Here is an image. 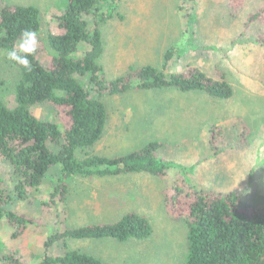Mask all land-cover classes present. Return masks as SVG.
<instances>
[{
  "label": "rangeland",
  "instance_id": "obj_1",
  "mask_svg": "<svg viewBox=\"0 0 264 264\" xmlns=\"http://www.w3.org/2000/svg\"><path fill=\"white\" fill-rule=\"evenodd\" d=\"M0 3L32 5L40 10L39 38L49 54L52 16L63 13L68 1ZM103 7L100 17L111 15L101 27L104 52L99 62L106 83L126 77L132 68L150 65L161 69L167 50L176 45L188 52L168 66V75L199 66L209 76L220 75L217 79L226 76L233 96L217 99L176 89L106 96L108 120L102 138L93 147L78 151L77 158L124 156L158 141L163 146L161 157L176 167L162 177L131 174L64 180L57 174L44 182L40 193H31V202L14 201L12 212L37 218L40 223L29 221L20 226L2 219L0 255L18 254L27 264H39L45 254L67 251L57 243L45 246L55 233L114 223L136 212L145 215L153 228L149 239L122 243L71 240L68 250L93 255L105 264H185L188 221L170 211L171 198L176 196L174 186L185 183L184 189L190 190L191 183L207 191L240 192L239 205L245 210L264 203V14L250 18L264 7V0H244L240 6H232L230 0H119ZM6 55L0 50V98L14 106L19 70ZM78 80L86 84L90 79ZM47 105L34 109L36 117L57 122L65 131L64 111L52 103ZM63 183L69 188L65 204L62 186L51 199L53 189ZM53 199L52 204L42 205Z\"/></svg>",
  "mask_w": 264,
  "mask_h": 264
},
{
  "label": "trees",
  "instance_id": "obj_2",
  "mask_svg": "<svg viewBox=\"0 0 264 264\" xmlns=\"http://www.w3.org/2000/svg\"><path fill=\"white\" fill-rule=\"evenodd\" d=\"M67 1L63 13L52 16L53 29L47 39L49 54L39 38L40 10L32 5L0 3V50H11L25 29L36 31L39 41L37 52L29 57L30 69L9 60L19 70L14 106L0 98V221L7 218L20 226L29 221L40 223L37 218L16 215L10 207L14 201L31 202V193H40L44 182L59 173L64 180L131 174L162 177L176 167L161 157L163 146L158 141L124 156L77 158L78 151L93 147L102 138L108 120L106 96L165 89L199 91L217 99L233 96L226 76L217 79L221 73L215 78L197 66L168 75V66L178 63L186 50L176 45L167 50L161 69L150 65L132 68L126 77L106 83L99 62L104 52L101 27L111 15L99 14L103 6H114L119 0ZM230 1L232 6H240L244 0ZM263 14L264 7L250 18H261ZM81 47L83 53H79ZM83 77H89V83L78 80ZM48 103L64 111L61 116L66 122L65 131L57 122L36 117L34 109ZM189 184L190 190L184 189L185 183L174 186L176 196L170 201L171 213L179 218L186 216L188 221L185 264H264V203L245 210L239 205L240 192L219 193ZM66 185L55 187L51 199L62 186L61 201L65 204L69 195ZM53 202L54 199L48 200L42 205ZM54 226L58 228V222ZM152 233L148 218L136 212H129L114 223L67 228L55 233L45 245L48 248L57 243L67 251L63 255L45 254L39 264H105L93 255L68 250V244L71 240L142 241ZM0 264L27 263L21 255L11 253L1 254Z\"/></svg>",
  "mask_w": 264,
  "mask_h": 264
},
{
  "label": "clouds",
  "instance_id": "obj_3",
  "mask_svg": "<svg viewBox=\"0 0 264 264\" xmlns=\"http://www.w3.org/2000/svg\"><path fill=\"white\" fill-rule=\"evenodd\" d=\"M38 34L31 29H25L20 33V38L13 45L12 49L7 52L6 58L24 68L30 69V56L37 52Z\"/></svg>",
  "mask_w": 264,
  "mask_h": 264
}]
</instances>
